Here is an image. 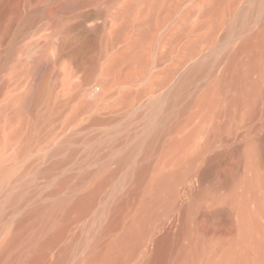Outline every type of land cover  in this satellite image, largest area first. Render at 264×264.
Returning a JSON list of instances; mask_svg holds the SVG:
<instances>
[{"label":"bare ground","instance_id":"bare-ground-1","mask_svg":"<svg viewBox=\"0 0 264 264\" xmlns=\"http://www.w3.org/2000/svg\"><path fill=\"white\" fill-rule=\"evenodd\" d=\"M188 1L0 0V264H123L146 240L137 264H264V229L249 206L250 200L264 197L258 193L263 185L258 187L261 174L257 169L264 132L260 143L243 151L254 172L244 182L238 236L223 248L209 254L212 249L194 230L192 212L203 189L190 202L179 198L178 184L188 175L186 164L161 172L153 181L152 194L132 209L128 223L121 224L132 194L116 193L126 180L147 177L148 164L132 163V157L136 152L146 157L157 149L171 129L167 119L197 101L206 122L224 90L229 91V106L236 104L245 116L264 113V0H195L172 20ZM198 5L199 20L190 23ZM85 6L90 8L82 11ZM45 26L46 35L30 38ZM164 26L163 39L169 47L187 32H199L186 42L187 55L204 42L216 47L214 53L190 65L163 107L162 113L167 114L158 118L163 121L156 120V103L150 120L138 131L128 129L125 138L118 137L127 130L118 116L95 115L87 125H111L112 136L94 134L85 126L76 130L74 123L90 107L105 109L116 101L126 105L151 91L152 86L144 91L124 87L147 70L158 29ZM218 50L219 59L226 60L220 76L198 98L192 94L183 107L174 109L186 87L198 77L210 76L209 66L220 61L214 56ZM173 69H165L160 82ZM92 88L99 90L84 99ZM201 129L174 138L166 149L186 151L190 164L198 153L195 138ZM117 145L120 150L112 156L117 166L88 191L74 195L95 174L89 164L103 158L101 149L106 146L114 151ZM127 164L132 165L127 169ZM107 184L112 186L104 192ZM226 198L233 200L234 192ZM98 202L100 208L91 224L71 235V226ZM172 205L182 211L180 228L173 232L175 219L157 235L156 220ZM103 216L106 221L102 223ZM114 225L119 230L102 241L101 235ZM182 238L188 242L182 243ZM133 239L137 241L128 246Z\"/></svg>","mask_w":264,"mask_h":264},{"label":"rangeland","instance_id":"rangeland-1","mask_svg":"<svg viewBox=\"0 0 264 264\" xmlns=\"http://www.w3.org/2000/svg\"><path fill=\"white\" fill-rule=\"evenodd\" d=\"M194 1L195 0H189L188 2L182 3L177 13L174 14L172 20H176L180 13L191 6ZM194 4H196V2ZM240 6L241 2L237 8ZM89 8L90 7L85 6L81 10L85 11ZM198 9H200V5H198L197 11L191 15L190 19L192 21H190V23L195 24L199 20ZM144 18L145 16H142L141 20ZM223 31V27L221 30L218 29L216 36L218 37ZM47 33L48 30L45 26L42 30L32 34L30 38L43 36ZM165 35L166 26L160 27L157 33L158 41L156 46L150 51L151 61L148 64L147 70H145L144 73L142 70L137 81L124 87L127 91H144L147 87L152 86L151 91H146L147 93L142 92V95L140 93L138 98L130 101L129 104L126 102V105L125 103H117L115 100L116 102L112 103L105 109L97 110L95 108L90 109V107L87 111L88 113L84 112L77 119L78 121L74 123V125H76V130H79L84 126L87 127L89 121L95 115H101L105 118L118 116L119 121L127 127V130L118 133V137L119 139L125 138L128 129L131 131H138L143 127L144 122L148 121V119L150 120L149 112L156 103L158 104V106L155 107V112L158 114L156 120L163 121L158 119L163 117V114H167L166 112L162 113L163 107L168 103L170 93L182 80L190 65L199 60L205 59L204 57L214 53V48L216 47L214 44L206 45L207 43L204 42L199 45V48H197L198 50L193 55H187L186 42L190 39L196 38L199 35V32H187L172 47H169L168 43L164 41L163 38ZM237 41L238 40H235V43ZM166 50H169V53ZM165 51L167 53H165ZM218 51L216 52L218 54H214L215 59H219L221 54L220 50ZM164 54L168 55L162 59H158ZM216 63L217 64L209 66L210 76L202 78L198 77L193 81L191 86L189 85L184 89V94L182 95L181 100L175 105L174 109L183 107L187 98L192 94L198 98L204 90L210 88L214 84L218 76L222 73L226 65V60L222 59L219 62L216 61ZM170 67L174 68L169 71H173L171 72L172 75L169 73V78L160 82L163 77L165 78L163 71L171 69ZM98 90V88L90 89L84 96V99L92 98L95 91ZM228 94V90L222 92L216 110L212 118L209 119L210 121H206L207 123L205 122L203 115L198 111L199 106L197 101H193L185 109L183 108L182 112L165 121L170 124L171 129L165 133L157 149L151 151L146 157H141L139 152H136L133 155L132 163L139 161L145 162L148 164L149 170L147 177L142 180H136L133 179V177L130 178L132 180H128V182H126V180L122 185L123 188L121 186L122 189H119L116 193L117 196H124L128 191L132 194L131 202L128 206L129 208H124L126 210L122 213V225L128 223L132 209L140 204L142 198L152 194L153 181L161 172L173 171L182 164H186L188 175L178 184L179 198H182L185 202H190L193 195L198 190L203 189V193L196 202L192 212V223L194 230L202 234L205 245L210 246L209 249H212L209 254H213L223 248L238 236V226L240 221L239 208L241 206L242 197L246 193L244 182L245 179L253 175L252 173L254 172V168L250 167L245 161L243 151L251 144L260 143L262 141L261 136H263L264 132V113L259 112L258 116H245L237 107H235L236 104L229 106ZM199 126L202 127V129L195 138L196 147L198 146V153L196 158L190 164L187 163L188 153L186 151L180 152L177 149H166V146L171 140L181 137L190 132L193 128ZM110 127L111 125L106 126L105 124H102L91 128L87 127V131L89 130L94 134H109L108 131ZM109 136H112V134H109ZM261 143H263V147L259 155L262 161L257 169L258 173L261 174L258 187L261 185H263V187L259 188L258 193L264 195V193H262L264 192V142L262 141ZM113 149L114 151L106 146L101 149V153L104 155L103 158L98 162L89 164L90 168L96 170L95 174L86 179L84 183L79 186L74 195H80L88 191L103 175L117 166V163L112 159V156L120 150V146L117 145ZM183 153L185 154L183 155ZM102 162L105 163L98 167L99 163ZM131 165L132 164H127V169L130 168ZM155 167H158L157 171ZM105 186L104 192H108L112 185L107 184ZM231 191L234 192L233 200L226 198ZM249 203L251 210L264 229V197H262L261 200L259 198L258 200L252 199ZM100 204L101 203L98 202L97 206L94 207L85 218L76 221L71 226V230H69L71 235L81 230L82 228L80 229V227H83L86 223L89 225L91 224L92 218L96 216L98 209L100 208ZM257 205L260 206L259 209H256ZM116 212L117 210H114L112 213L115 214ZM105 218L106 216L101 218L102 223L106 221ZM175 219L177 220V225L172 227L174 233L178 232L182 219V211L178 209V205L168 207L166 211L158 217L156 220L155 233H157V235L163 233L165 230L164 228L171 224ZM118 230L119 227L117 225L111 226L108 231L106 230L101 235V240L103 241L107 237L115 234ZM82 231H84V229ZM1 237L2 236L0 235V238ZM136 241L137 239H133L127 245H132ZM181 241L182 243L188 242L186 238H182ZM145 243H147V240ZM145 243L132 251L123 264H137L136 262L143 254L146 245ZM174 244L176 243L174 242ZM59 246L60 245H58V247ZM80 262L78 261L76 264H81Z\"/></svg>","mask_w":264,"mask_h":264}]
</instances>
